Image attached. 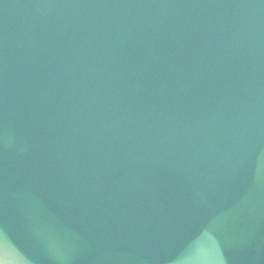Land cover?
<instances>
[{
  "label": "water",
  "instance_id": "1",
  "mask_svg": "<svg viewBox=\"0 0 264 264\" xmlns=\"http://www.w3.org/2000/svg\"><path fill=\"white\" fill-rule=\"evenodd\" d=\"M2 264H264V0H0Z\"/></svg>",
  "mask_w": 264,
  "mask_h": 264
},
{
  "label": "snow or ice",
  "instance_id": "2",
  "mask_svg": "<svg viewBox=\"0 0 264 264\" xmlns=\"http://www.w3.org/2000/svg\"><path fill=\"white\" fill-rule=\"evenodd\" d=\"M0 264H2V262H0Z\"/></svg>",
  "mask_w": 264,
  "mask_h": 264
}]
</instances>
